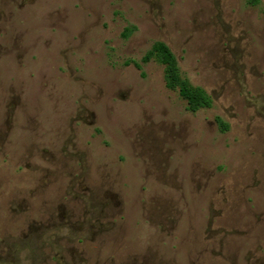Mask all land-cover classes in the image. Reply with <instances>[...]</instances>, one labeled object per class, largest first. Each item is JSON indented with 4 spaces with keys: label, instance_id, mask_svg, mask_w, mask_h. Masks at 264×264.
Instances as JSON below:
<instances>
[{
    "label": "rangeland",
    "instance_id": "1",
    "mask_svg": "<svg viewBox=\"0 0 264 264\" xmlns=\"http://www.w3.org/2000/svg\"><path fill=\"white\" fill-rule=\"evenodd\" d=\"M0 264H264V0H0Z\"/></svg>",
    "mask_w": 264,
    "mask_h": 264
},
{
    "label": "trees",
    "instance_id": "2",
    "mask_svg": "<svg viewBox=\"0 0 264 264\" xmlns=\"http://www.w3.org/2000/svg\"><path fill=\"white\" fill-rule=\"evenodd\" d=\"M159 57L165 66V82L168 88L178 89L180 95L187 100L190 110L197 112L203 108L212 106V98L201 89H193L190 83L183 79L178 62L171 50L162 43L157 45ZM150 55L147 57L149 58ZM225 128V124L221 122Z\"/></svg>",
    "mask_w": 264,
    "mask_h": 264
}]
</instances>
